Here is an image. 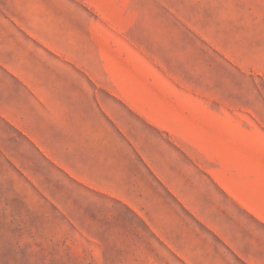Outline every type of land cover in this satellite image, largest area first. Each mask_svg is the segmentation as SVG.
Returning <instances> with one entry per match:
<instances>
[{
  "label": "rangeland",
  "instance_id": "374dc122",
  "mask_svg": "<svg viewBox=\"0 0 264 264\" xmlns=\"http://www.w3.org/2000/svg\"><path fill=\"white\" fill-rule=\"evenodd\" d=\"M0 7L42 67L102 49L121 83L151 99L152 119L131 115L144 189L121 199L76 180L0 114V264H264V224L215 180L264 189V73L218 48L262 46L264 0Z\"/></svg>",
  "mask_w": 264,
  "mask_h": 264
},
{
  "label": "crops",
  "instance_id": "0c3cea01",
  "mask_svg": "<svg viewBox=\"0 0 264 264\" xmlns=\"http://www.w3.org/2000/svg\"><path fill=\"white\" fill-rule=\"evenodd\" d=\"M20 34L9 28L0 7V114L76 180L121 199L143 190L134 178L137 123L131 115L152 124L151 99L137 98L131 80L121 83L117 65L106 61L102 49L87 47L93 51L89 60L70 56L72 64L42 67L36 50L24 57ZM218 48L242 67L264 73V43L240 55ZM140 154L142 168L150 165L146 152ZM215 180L232 202L264 224L263 188Z\"/></svg>",
  "mask_w": 264,
  "mask_h": 264
}]
</instances>
